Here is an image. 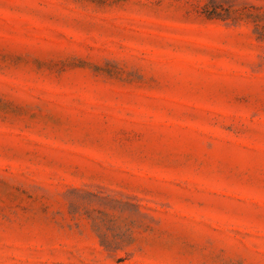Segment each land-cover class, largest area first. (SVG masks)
Returning <instances> with one entry per match:
<instances>
[{
  "label": "rangeland",
  "instance_id": "obj_1",
  "mask_svg": "<svg viewBox=\"0 0 264 264\" xmlns=\"http://www.w3.org/2000/svg\"><path fill=\"white\" fill-rule=\"evenodd\" d=\"M0 264H264V0H0Z\"/></svg>",
  "mask_w": 264,
  "mask_h": 264
}]
</instances>
